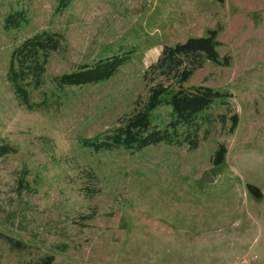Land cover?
Returning <instances> with one entry per match:
<instances>
[{"label": "rangeland", "instance_id": "obj_1", "mask_svg": "<svg viewBox=\"0 0 264 264\" xmlns=\"http://www.w3.org/2000/svg\"><path fill=\"white\" fill-rule=\"evenodd\" d=\"M59 3L0 0V147L14 148L0 149V264H264V0ZM210 29L229 64L207 61L184 85L230 96L200 115L198 147L95 149L146 99L163 46ZM42 31L63 44L40 85L26 80L27 108L7 71ZM114 56L126 59L109 78L56 81ZM172 118L164 102L150 128Z\"/></svg>", "mask_w": 264, "mask_h": 264}, {"label": "trees", "instance_id": "obj_2", "mask_svg": "<svg viewBox=\"0 0 264 264\" xmlns=\"http://www.w3.org/2000/svg\"><path fill=\"white\" fill-rule=\"evenodd\" d=\"M70 1L60 0L57 10H61ZM19 14L23 16L22 12ZM218 33V29H210L207 36L189 37L173 45H164L157 60L144 72L148 85L144 102L138 104L110 134L93 143L94 148L113 149L122 145L130 149H141L157 143L184 142L190 148L198 147L200 115L216 103H228L230 94L210 86L187 87L184 83L207 61L220 65L229 64V58H222L219 54ZM62 44L63 36L60 33L42 31L26 38L12 51L7 79L27 108H32L33 105L25 88L26 80H33L34 85H40L50 53L59 50ZM125 59L126 57L120 56L101 59L93 67L63 74L56 81L61 85H79L106 79L113 75ZM164 102L171 107L173 118L162 129L150 128L151 112ZM230 119L231 128L235 129L239 123L238 114L232 115ZM180 126L185 127V131L179 132ZM0 149L7 152L14 148L1 146ZM226 154L227 148L221 144L215 152L214 163H223ZM51 259L48 258V264Z\"/></svg>", "mask_w": 264, "mask_h": 264}, {"label": "water", "instance_id": "obj_3", "mask_svg": "<svg viewBox=\"0 0 264 264\" xmlns=\"http://www.w3.org/2000/svg\"><path fill=\"white\" fill-rule=\"evenodd\" d=\"M144 6H145V2L143 4V7ZM202 178L209 181V182H212L214 180V178L211 176V174L208 171L204 172Z\"/></svg>", "mask_w": 264, "mask_h": 264}]
</instances>
